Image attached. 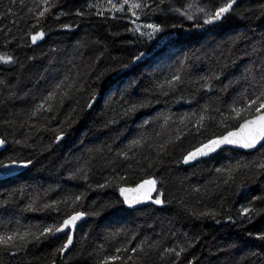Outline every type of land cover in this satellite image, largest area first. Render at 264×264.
<instances>
[{
    "label": "trees",
    "instance_id": "16d2710c",
    "mask_svg": "<svg viewBox=\"0 0 264 264\" xmlns=\"http://www.w3.org/2000/svg\"><path fill=\"white\" fill-rule=\"evenodd\" d=\"M95 2L97 0H59L49 17L42 21L44 39L33 45L24 37L34 22L29 12L34 7L33 0H0V52H8L16 59L14 64L0 63V136L8 141L0 150V159L13 156L33 160L31 166L22 168L16 175L0 179V201H9L0 205V226L11 227L9 222L16 220L22 224H50L53 219L61 220L62 214L43 210L42 205L80 194L84 199L79 210L100 213L88 216L79 224L74 246L63 256L56 252L64 242L61 235L60 239L49 238L31 244L14 256L0 251V264H98V245L105 243L108 233L118 229L125 230V234L117 238L120 242L135 233L134 243L147 238L161 240L162 247L184 245L187 251L181 256V264H189V261L192 264H264V241L256 239L257 233L264 232V216L251 223L237 217L241 204H247L253 195L264 192V173L242 170L236 174L234 182L225 185L222 181L226 177L215 171L237 162L264 159V147L259 146L252 152L224 147L218 154L183 163V155L192 145L220 131L212 124L204 136L194 140L188 135L158 157L156 150L148 147L174 137L175 129L181 127L178 117L182 114L206 102L230 99L235 92L229 89L227 93H220L222 83L240 81L234 84L239 90L246 86L242 79L246 68L255 67L259 72V64L264 61V0H238L235 12L226 20L202 28H194L192 22L167 10L157 13L150 17L151 21L183 26L169 27L170 36L159 43H129L136 41V36L125 30L130 26L127 20L96 16L94 9L87 8L89 3ZM182 2L179 0L176 6ZM77 10L85 15L77 16ZM60 12L68 15L57 21L55 16ZM141 19L147 22V18ZM61 23L73 27L64 30L59 27ZM140 51L146 53L141 61L130 64L127 69L109 72L96 86L99 95L91 109L85 107L89 93H72L63 105H57L54 113L29 119L34 106L58 80L65 76L76 79L93 67L97 72L118 68ZM97 57L100 58L98 63ZM185 58L188 60L187 78L192 81L228 65L224 68L222 83L215 82L213 92H197L195 84H186L169 96L153 91L154 81ZM122 95L125 100L144 101L148 106L123 116ZM216 106L220 105L213 103V107ZM74 107L77 108V113L73 114L76 122L71 126L67 122L61 124ZM166 115H171L173 121L164 126ZM146 119L151 124L142 128ZM112 120L116 123H109ZM57 128L65 132L59 143L55 142ZM157 132L162 135L157 137ZM140 134L148 139L145 147L130 154L134 159L123 161L115 157L116 151ZM14 140H23L30 147L17 145ZM146 156L155 164L152 171L163 180L164 205L128 208L118 203L122 198L116 188L97 187L113 174V168L120 171L127 168L128 163L137 169L140 165L146 166ZM84 160L91 161L88 180L69 179V173ZM109 161L114 163L109 164ZM241 182L245 187L237 194V185ZM196 188L200 189L198 193L193 191ZM29 204L38 210H28ZM207 210L221 212L216 218L220 223L193 215V212ZM227 215H232L236 222H228ZM85 234L87 239H83ZM105 247L109 244L105 243ZM160 251L162 249L150 251L140 258L139 264H171V258H162Z\"/></svg>",
    "mask_w": 264,
    "mask_h": 264
},
{
    "label": "snow or ice",
    "instance_id": "6c2138e0",
    "mask_svg": "<svg viewBox=\"0 0 264 264\" xmlns=\"http://www.w3.org/2000/svg\"><path fill=\"white\" fill-rule=\"evenodd\" d=\"M58 2L59 0H33L34 7L30 8L29 12L32 13L31 19L34 22L24 33V37L30 39L31 44H36L45 37L46 32L42 27V21L49 17L52 9L57 7ZM178 2L179 0H97L95 3H89L87 8L89 10L94 9L95 15L98 17H106L107 15L111 16L112 19H126L130 26L126 27L125 30L136 36V41H129V43L138 41H156L159 43L170 36L169 27L176 29L183 26L176 24L166 26L162 23H156L151 21V16L157 13L163 14L167 10L186 21L192 22L194 28H202L204 25H213L226 20L230 14L235 12L238 0H223V2L221 0H216V2H213V0H207V2L205 0H183L180 6H176ZM75 14L77 16L85 15L80 10H77ZM66 15L68 13L60 12L55 16V19L58 21ZM142 17L147 18V22L142 20ZM197 21H200V23H197ZM59 27L70 30L73 25L61 23ZM7 43L11 44L12 41ZM145 56L146 53L140 51L138 54L133 55L128 63H120L118 68H105L97 72L93 67L86 74L79 75L76 79L65 76L54 83L47 90L46 95L40 98L32 109L29 119L44 113H54L57 105H63L64 100L70 98L72 93H89L85 107L91 109L99 95L96 86L101 83L109 72L127 69L130 64L141 61ZM99 59L97 57V63ZM0 63L14 64L16 59L14 55L8 52H0ZM187 64V58L178 61L177 65L171 68L167 74L154 81L153 91L163 96H169L182 90L186 84H195L197 92H213L214 83H222L221 78L224 76V68L228 67V65H224L219 71H210L192 81L187 78L189 76ZM242 79L246 86L241 87L239 90L234 88V84H240V81L229 80L228 83H222L221 88L218 90L220 93H227L229 89L234 90L235 94L230 99L225 98L217 102H206L200 105L198 109L182 114L178 117L181 127L175 129L174 137L169 136L162 143L148 145V147L155 149L158 157L161 153L166 154L170 146H175L188 135H191L194 140L196 137L204 136L210 124L220 131L204 136L203 140L192 145L183 155V163L188 164L202 157L218 154L224 146L242 149H255L258 145L264 147V61L259 64L258 73L255 67L246 68ZM213 103H218L220 106L213 107ZM78 104L79 101H77ZM121 105L123 116H129L148 106L144 101L132 102L125 100L123 95L121 96ZM75 113H77L76 107L71 110L61 124L65 122L69 126L74 124L76 121L73 119V114ZM172 121L171 115L163 117L164 126L169 125ZM109 123H116V121L112 120ZM150 124L151 121L146 119L141 127ZM54 131L57 133L55 142L59 143L64 139L65 132L63 128H57ZM155 135L159 137L162 134L157 132ZM147 139V136L143 134L132 138L123 149L115 152V157L123 161L134 159V155L130 154H134L137 149L145 147ZM13 142L22 147H30L23 140H14ZM6 144H8L7 139L0 136V148H3ZM108 151L112 152V149L109 148ZM144 159L147 161L146 166L140 165V162L137 161V164L140 165L138 169L134 168L132 163H128L127 168L120 171L113 168V174L106 178L104 183L97 184V187L116 188L122 198L118 203L126 205L128 208L144 203L164 205L166 201L162 189L163 180L152 171L155 164L151 158L146 156ZM111 163L114 162L109 161V164ZM32 164V159H19L18 157L8 156L5 159H0V176H14L17 174L18 169H26ZM90 164V160H84L83 163L78 162V166L69 173V179L81 178L87 181ZM242 170H257L264 173V159L250 163L237 162L235 165L217 168L215 171L226 177L222 183L228 185L230 181H235L236 174ZM244 187L243 182L238 184L237 194H239V189ZM193 191L198 193L200 189L196 188ZM83 199L84 195L80 194L44 203L42 205L43 210H51L56 212L57 215L62 214L63 216L61 220L53 219L50 224H22L19 220H16L14 223L9 222L12 225L11 227L9 225L0 226L2 227V230H0V251L14 256L27 249L31 244L40 243L49 238L60 239V235L63 234L64 242L56 249V252L61 255L67 253L74 246L75 230L79 222L83 221L85 217L100 214L99 212L79 210ZM8 202V199H5L0 201V205H6ZM33 203H35V200ZM258 204L264 205V192L253 195L247 204H241L237 211V217L241 221L251 223L255 218L264 216V206L258 207ZM221 209L223 211V205H221ZM28 210L36 211L38 209L29 204ZM193 215H198L200 218H211L220 223V220L216 218L221 215V212L215 210L201 211L198 214L193 212ZM226 219L231 223L236 222L232 215H227ZM124 234V229H118L104 237L105 243L109 244V247H105V243L98 245L96 249L99 257L98 264H139L142 256L148 255L152 250L161 249L160 255L162 258L169 256L171 264H181V256L187 251L186 247L181 244L162 247L163 242L161 240L149 241L145 238L138 243H134L137 240L135 233L126 236L123 242L118 241L117 238ZM249 235L252 234L249 233ZM83 239H87V234L84 235ZM256 239L264 241V232L257 233ZM113 241L116 243L113 244ZM189 264H192V262L189 261Z\"/></svg>",
    "mask_w": 264,
    "mask_h": 264
},
{
    "label": "water",
    "instance_id": "95a60500",
    "mask_svg": "<svg viewBox=\"0 0 264 264\" xmlns=\"http://www.w3.org/2000/svg\"><path fill=\"white\" fill-rule=\"evenodd\" d=\"M44 39V38H43ZM42 39V40H43ZM42 40H40V41H38L36 44H38V43H40ZM36 44H33V45H36ZM224 147H229V148H232V149H234V150H240V151H244V152H252V151H254L255 149H257L258 147H259V145L257 146V148H255V149H242V148H233V147H231V146H224ZM4 148V147H3ZM3 148H0V150L1 149H3ZM213 155V154H212ZM209 157V156H208ZM203 158H207V157H202V158H200V159H198L197 161H200L201 159H203ZM197 161H193V162H190V163H194V162H197ZM189 164V163H188ZM22 169V168H21ZM21 169H18L17 171H20ZM4 178H7V177H3V176H0V179H4ZM146 204H152V203H144V204H139V205H136L135 207H139V206H143V205H146ZM86 218L87 217H85V219L84 220H86ZM83 220V221H84ZM83 221H81V222H83ZM81 222H79V224L81 223ZM79 224H78V226H79ZM77 229V228H76ZM61 235H63V234H61ZM60 235V236H61ZM64 255V254H63ZM62 255V256H63ZM62 258V257H61ZM51 264H56L55 262H52Z\"/></svg>",
    "mask_w": 264,
    "mask_h": 264
}]
</instances>
